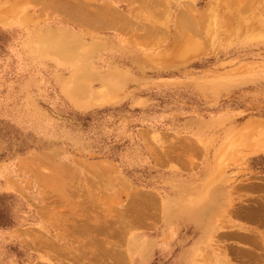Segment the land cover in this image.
Instances as JSON below:
<instances>
[{
  "label": "rangeland",
  "instance_id": "obj_1",
  "mask_svg": "<svg viewBox=\"0 0 264 264\" xmlns=\"http://www.w3.org/2000/svg\"><path fill=\"white\" fill-rule=\"evenodd\" d=\"M259 138L264 0H0V264H264Z\"/></svg>",
  "mask_w": 264,
  "mask_h": 264
},
{
  "label": "crops",
  "instance_id": "obj_2",
  "mask_svg": "<svg viewBox=\"0 0 264 264\" xmlns=\"http://www.w3.org/2000/svg\"><path fill=\"white\" fill-rule=\"evenodd\" d=\"M169 182H171V184L175 186L178 185V181H176V179L171 178L169 179ZM194 189H195L194 185L193 187L185 186L183 187V189L181 188L179 190V192L177 193V196H176V193L171 192V191L166 193L164 196H159V200H160L159 201L160 203L159 218L161 220V223L165 226V228H168L169 226H171L172 223H176V224L184 223L185 220L183 218H187V211L183 209H176L175 202L176 200H179V199L180 200L184 199L185 201V198H188L189 194H191L190 192H193ZM178 219H180V221H178Z\"/></svg>",
  "mask_w": 264,
  "mask_h": 264
},
{
  "label": "bare ground",
  "instance_id": "obj_3",
  "mask_svg": "<svg viewBox=\"0 0 264 264\" xmlns=\"http://www.w3.org/2000/svg\"><path fill=\"white\" fill-rule=\"evenodd\" d=\"M106 11H107V10H106ZM74 18H75V17H74ZM260 135H261V134H260ZM259 139H260V140H259ZM259 139H258L259 141H257V142H259L258 145H259L260 143H262V142H263L262 144L264 145V141L262 140V138H259ZM261 140H262V141H261ZM257 142H256V145H257ZM263 145L260 144V146H263ZM260 149H262V148L259 147L258 150H260ZM263 150H264V149H263ZM260 151H261V150H260ZM255 219L259 221V219H258L257 217H255ZM260 224H262V223H260ZM235 236H236L238 239H239V238H240V239H246V240L248 239V238H247L248 236L246 237V236H242V235H239V234H235ZM255 262H256V261H255ZM258 262H259V261H258Z\"/></svg>",
  "mask_w": 264,
  "mask_h": 264
}]
</instances>
